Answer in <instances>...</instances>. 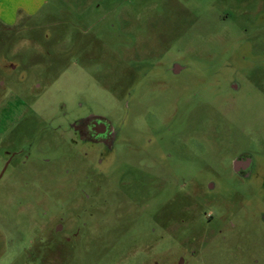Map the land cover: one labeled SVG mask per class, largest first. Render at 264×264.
I'll use <instances>...</instances> for the list:
<instances>
[{
    "label": "rangeland",
    "instance_id": "1",
    "mask_svg": "<svg viewBox=\"0 0 264 264\" xmlns=\"http://www.w3.org/2000/svg\"><path fill=\"white\" fill-rule=\"evenodd\" d=\"M74 1L0 27V71L21 77L0 89V264H264V190L233 169L247 153L264 172V71L244 62L231 94L196 59L240 22L264 54V12ZM87 115L120 132L102 164L58 140Z\"/></svg>",
    "mask_w": 264,
    "mask_h": 264
},
{
    "label": "flooded vegetation",
    "instance_id": "2",
    "mask_svg": "<svg viewBox=\"0 0 264 264\" xmlns=\"http://www.w3.org/2000/svg\"><path fill=\"white\" fill-rule=\"evenodd\" d=\"M232 8L243 10L247 9L246 2H251L254 6L251 10L254 17V23L259 21V16L264 12V0H232ZM243 12V15H246ZM261 18V17H260ZM259 26V24H258ZM257 36L251 35L249 27L246 24H239V34L228 35L223 34L220 37H206L207 50L204 55L202 52H196V59H204L208 63L207 71L211 79L223 80L229 92L236 94L241 91L242 80L247 75L242 67L247 60L253 61L260 70L264 71V54L258 55V46L255 44ZM218 40V46L214 49L215 41ZM221 70V71H220ZM171 74L179 75L182 71H176V65L173 64V71H168ZM196 76H200L196 74ZM216 77V78H215ZM262 78V75L260 76ZM20 80L21 77H18ZM16 71H0V89H6L7 84L17 83ZM254 88L261 89L262 84L256 83ZM264 89V88H263ZM71 136L66 132L58 134V140L66 148L72 149L77 153V158L80 163L84 164L86 158L91 155L98 154L102 157L97 161V164H102L107 156L115 151L117 142L119 141L120 132L111 125L105 118L96 115H87L78 117L71 125ZM16 152V151H15ZM104 153V154H103ZM15 156V153H12ZM11 156V155H10ZM105 157V158H104ZM7 159L4 161V171L9 165ZM234 172L245 181H255L260 184L264 190V172H256V165L252 157L247 153L238 154L233 161ZM66 172H71L67 169ZM57 231H62V227L58 226ZM184 264V261H181Z\"/></svg>",
    "mask_w": 264,
    "mask_h": 264
},
{
    "label": "crops",
    "instance_id": "3",
    "mask_svg": "<svg viewBox=\"0 0 264 264\" xmlns=\"http://www.w3.org/2000/svg\"><path fill=\"white\" fill-rule=\"evenodd\" d=\"M66 1L71 3V0H0V27L4 29L16 28L19 22L35 18L43 9H48L58 3L62 6ZM113 1L77 0L74 1V5L79 9L92 8L95 11L101 10L109 13L113 11Z\"/></svg>",
    "mask_w": 264,
    "mask_h": 264
}]
</instances>
